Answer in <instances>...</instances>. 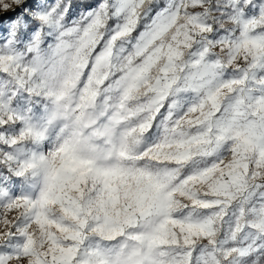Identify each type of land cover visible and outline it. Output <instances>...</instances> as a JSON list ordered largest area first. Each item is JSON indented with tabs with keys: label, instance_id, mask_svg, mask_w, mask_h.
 Here are the masks:
<instances>
[{
	"label": "snow or ice",
	"instance_id": "obj_1",
	"mask_svg": "<svg viewBox=\"0 0 264 264\" xmlns=\"http://www.w3.org/2000/svg\"><path fill=\"white\" fill-rule=\"evenodd\" d=\"M0 264H264V0H0Z\"/></svg>",
	"mask_w": 264,
	"mask_h": 264
}]
</instances>
